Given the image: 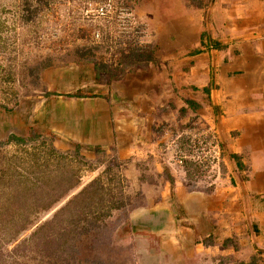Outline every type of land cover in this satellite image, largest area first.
<instances>
[{
  "label": "rangeland",
  "instance_id": "obj_1",
  "mask_svg": "<svg viewBox=\"0 0 264 264\" xmlns=\"http://www.w3.org/2000/svg\"><path fill=\"white\" fill-rule=\"evenodd\" d=\"M212 5V0H0V264H206L202 254L174 252L159 235L134 229L135 213L158 200L150 193L162 188L161 179L150 178L156 164L138 165L141 181L151 184L139 191L132 183V160L127 177L125 164L62 153L51 127L44 131L42 124L40 130L31 117L43 98L113 97L139 75L161 74L159 46L166 44L157 32L168 16L189 10L206 27ZM170 105L179 110L173 121L179 116L175 122H181L182 102ZM179 127L173 132L179 144L167 153L173 167L179 176L185 173L189 187L215 186L226 168L222 148L204 168L182 166L189 153L182 146L211 141ZM221 234L206 239L228 248L215 255L214 264H264L256 238L231 234L221 240Z\"/></svg>",
  "mask_w": 264,
  "mask_h": 264
},
{
  "label": "crops",
  "instance_id": "obj_2",
  "mask_svg": "<svg viewBox=\"0 0 264 264\" xmlns=\"http://www.w3.org/2000/svg\"><path fill=\"white\" fill-rule=\"evenodd\" d=\"M212 1L206 27L189 10L168 16L157 32L166 44L159 46L161 74L139 75L113 97L43 98L31 117L40 130L42 124L43 130L51 127L62 153L125 164L127 177L130 160L133 173L142 163L156 164L150 178L161 179L162 188L150 193L158 200L136 212L132 225L159 235L174 252L202 254L206 264L228 250L206 240L216 232L221 240L256 238L264 248V0ZM170 102H182L181 125L175 122L179 116L173 121L179 110ZM194 121V127L186 126ZM178 125L222 148L226 168L215 186L192 182L189 187L185 173L179 176L173 167L167 153L181 139L173 135ZM144 177L136 172L132 178L139 191L151 188L141 181Z\"/></svg>",
  "mask_w": 264,
  "mask_h": 264
},
{
  "label": "built area",
  "instance_id": "obj_3",
  "mask_svg": "<svg viewBox=\"0 0 264 264\" xmlns=\"http://www.w3.org/2000/svg\"><path fill=\"white\" fill-rule=\"evenodd\" d=\"M102 11L104 10L102 9ZM207 143H205L204 141L198 142L196 146L197 147H199V145L201 146L200 155L197 154L195 155L196 157L184 155L182 157V163L184 162V160L191 159L192 161L198 164H202L201 168H204L206 164L212 162V160H214L218 156L220 152V146L218 144H213L212 142L210 143L207 142Z\"/></svg>",
  "mask_w": 264,
  "mask_h": 264
},
{
  "label": "trees",
  "instance_id": "obj_4",
  "mask_svg": "<svg viewBox=\"0 0 264 264\" xmlns=\"http://www.w3.org/2000/svg\"><path fill=\"white\" fill-rule=\"evenodd\" d=\"M189 140H190V139H189ZM205 143H207V142H205ZM196 148L200 149L201 146H200V145H199V147H197L196 145H193L192 147H189V146H188L189 153H188L187 156L193 155L192 151H194ZM181 149H185L184 146H182ZM186 151H187V150L185 149V152H186ZM186 154H187V152H186ZM185 166H187V167L190 168L191 170H193L194 168H195L196 170H198V166H199V165H198V163H196V162H194V161H192V160H186V161H185Z\"/></svg>",
  "mask_w": 264,
  "mask_h": 264
},
{
  "label": "clouds",
  "instance_id": "obj_5",
  "mask_svg": "<svg viewBox=\"0 0 264 264\" xmlns=\"http://www.w3.org/2000/svg\"><path fill=\"white\" fill-rule=\"evenodd\" d=\"M184 155H185V154H184ZM187 160H191V159H187ZM185 161H186V160H184V162L182 163V166L185 164Z\"/></svg>",
  "mask_w": 264,
  "mask_h": 264
}]
</instances>
